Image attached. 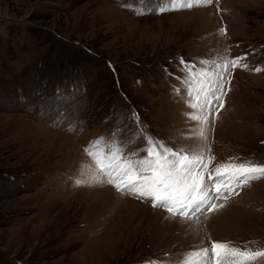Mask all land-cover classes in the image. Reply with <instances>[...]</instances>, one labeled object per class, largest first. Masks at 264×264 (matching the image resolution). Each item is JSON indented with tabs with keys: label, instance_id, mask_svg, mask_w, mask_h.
I'll return each instance as SVG.
<instances>
[{
	"label": "rangeland",
	"instance_id": "1",
	"mask_svg": "<svg viewBox=\"0 0 264 264\" xmlns=\"http://www.w3.org/2000/svg\"><path fill=\"white\" fill-rule=\"evenodd\" d=\"M162 6L0 0V264H179L211 241L264 242V179L195 224L106 183H75L97 175L85 154L92 142L131 138L132 153L144 145L141 131L214 156L210 170L231 157L264 163V71L225 74L224 106L213 102L201 138L185 115L195 110L179 63L216 72L248 54L250 68L264 67V0ZM140 7L145 14H135Z\"/></svg>",
	"mask_w": 264,
	"mask_h": 264
},
{
	"label": "snow or ice",
	"instance_id": "2",
	"mask_svg": "<svg viewBox=\"0 0 264 264\" xmlns=\"http://www.w3.org/2000/svg\"><path fill=\"white\" fill-rule=\"evenodd\" d=\"M163 3L165 6L157 9L161 13L206 6L212 0H163ZM134 12L143 15L146 9L140 7L134 9ZM247 55L226 59L217 65L216 72L201 69L194 73V66L188 65L183 59L179 61L184 71V82L189 84L187 94L191 97L185 102L195 110L185 115L200 125L199 130L194 132L196 136L205 138L203 125L208 122L207 113L212 111L213 102H218L219 108H223V96L226 94L223 83L225 74L230 75V69L243 68L257 73L264 71V67L250 68L244 63ZM200 63L207 65L210 62L201 60ZM132 119L139 128V116L135 112ZM136 135L144 140V145L132 153L126 151L127 146L133 142L131 138L115 143L101 137L92 142L85 148V154L92 161L89 167L97 175L88 181L77 179L75 183H106L121 194L150 201L153 208L165 210L170 218L179 217L195 224L200 215L224 208L233 195H239L238 189L248 186L254 180L264 179V163L254 158L231 157L210 170L209 165L215 160L214 156L191 153L184 149L174 150L142 131ZM217 200H223L224 203L218 204ZM143 264L165 262L149 257ZM179 264H264V242L250 241L238 247L228 241H211L208 247L187 251Z\"/></svg>",
	"mask_w": 264,
	"mask_h": 264
},
{
	"label": "bare ground",
	"instance_id": "3",
	"mask_svg": "<svg viewBox=\"0 0 264 264\" xmlns=\"http://www.w3.org/2000/svg\"><path fill=\"white\" fill-rule=\"evenodd\" d=\"M106 187V186H105Z\"/></svg>",
	"mask_w": 264,
	"mask_h": 264
}]
</instances>
